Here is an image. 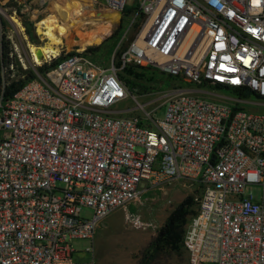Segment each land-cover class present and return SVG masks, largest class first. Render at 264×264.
<instances>
[{
    "label": "built area",
    "instance_id": "2783aa9c",
    "mask_svg": "<svg viewBox=\"0 0 264 264\" xmlns=\"http://www.w3.org/2000/svg\"><path fill=\"white\" fill-rule=\"evenodd\" d=\"M95 2L122 13L121 41L135 33L118 67L78 49L11 98L1 88L0 264H93L76 260L75 240L93 239L146 184L177 182L197 188L189 264H264V112L245 103L264 104L209 95L222 86L264 99V0ZM22 25L0 5L1 62L15 35L27 40ZM129 64L182 83L162 119L120 108Z\"/></svg>",
    "mask_w": 264,
    "mask_h": 264
},
{
    "label": "rangeland",
    "instance_id": "374dc122",
    "mask_svg": "<svg viewBox=\"0 0 264 264\" xmlns=\"http://www.w3.org/2000/svg\"><path fill=\"white\" fill-rule=\"evenodd\" d=\"M7 13L15 18L23 20V28L27 40L18 35L14 36L18 50L11 59L8 67L1 69V88L12 79H24L27 74L39 72L43 65H36L31 60L29 46H39L46 41L37 32V24L50 14L51 0H0ZM14 10L16 14H14ZM40 13L36 25H24L25 20L32 19ZM101 11V10H100ZM117 35L112 30L105 36L100 44L85 47L86 53L92 60L102 67H108L113 61L115 64L129 43L134 39L135 33L131 31L122 41L120 31ZM83 32V31H82ZM74 39V40H73ZM67 42V40H64ZM76 42V43H75ZM82 37L74 31L68 45H63L60 55L64 52L75 53L81 49ZM79 43V44H78ZM99 47L96 52H89V48ZM50 63V64H49ZM134 65V64H129ZM13 66V69L11 68ZM138 76H129L124 71L119 73V79L125 84L129 91V97L120 108L128 107L131 114L146 119L148 115L155 119H162L165 114L166 101L182 87V83L175 78L169 77L153 66H145L144 69H135ZM40 73V72H39ZM122 75L124 78H120ZM126 79V81H125ZM209 94L215 99L228 102L229 99L238 98L231 91H212ZM248 102H259L264 104V99L257 97L254 93L245 98ZM244 100V98L242 99ZM245 107L251 111L264 112V106L245 103ZM197 193L196 186L189 183L177 182L171 185L146 184L139 201L132 203L126 209H119L111 213L105 220L104 229L100 228L91 240H75L73 246L77 261L93 264H144L143 255L158 230L166 223L170 213L188 196ZM196 210V206L193 207ZM138 218L143 226L133 227L126 217ZM192 216V215H191ZM125 237V238H124ZM130 238V239H129ZM89 250V251H87ZM152 264H189L188 256L165 255Z\"/></svg>",
    "mask_w": 264,
    "mask_h": 264
},
{
    "label": "bare ground",
    "instance_id": "6f19581e",
    "mask_svg": "<svg viewBox=\"0 0 264 264\" xmlns=\"http://www.w3.org/2000/svg\"><path fill=\"white\" fill-rule=\"evenodd\" d=\"M50 9V14L37 24V32L46 42L29 46L31 60L36 65L57 57L62 46L71 41L74 31L82 37L81 50L100 44L111 32L110 21H103L96 16L99 7L95 0H51Z\"/></svg>",
    "mask_w": 264,
    "mask_h": 264
},
{
    "label": "trees",
    "instance_id": "16d2710c",
    "mask_svg": "<svg viewBox=\"0 0 264 264\" xmlns=\"http://www.w3.org/2000/svg\"><path fill=\"white\" fill-rule=\"evenodd\" d=\"M24 25L31 26V24L25 20ZM119 33V30L114 32L115 35ZM99 47L89 48V52H96ZM74 54V53H70ZM121 53L119 54L120 57ZM63 55L53 60L50 65H43L39 68L40 73L46 72L50 67L56 65L61 60ZM11 63V59L5 53L2 62L0 61V72L2 67L6 68ZM118 67L120 65L119 59L115 63ZM144 69L142 66L128 65L123 71L129 76H138L135 69ZM35 77V74H27L24 79L15 78L5 85L4 97L6 99L11 98L26 82ZM171 77V76H169ZM120 78H124L120 75ZM172 78V77H171ZM173 79V78H172ZM126 81V79H125ZM218 89H224L222 86H218ZM0 91H1V77H0ZM235 96L240 98H247L250 94L254 93L260 98L259 94L249 89H229ZM195 206L194 196L186 197L168 216L166 223L158 230L156 236L152 239L150 244L143 255L144 264H152L154 261L163 258L165 255H178L184 257L188 256V251L184 243V235L186 225L189 217L196 214V210H193Z\"/></svg>",
    "mask_w": 264,
    "mask_h": 264
},
{
    "label": "water",
    "instance_id": "95a60500",
    "mask_svg": "<svg viewBox=\"0 0 264 264\" xmlns=\"http://www.w3.org/2000/svg\"><path fill=\"white\" fill-rule=\"evenodd\" d=\"M96 16L103 21H110L112 25V30H117L122 23V13L121 12H102L98 11Z\"/></svg>",
    "mask_w": 264,
    "mask_h": 264
}]
</instances>
